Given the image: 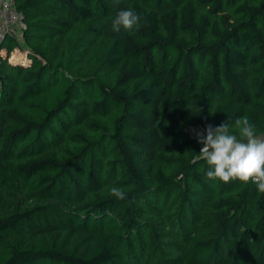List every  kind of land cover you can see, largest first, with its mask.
<instances>
[{
    "label": "trees",
    "instance_id": "1",
    "mask_svg": "<svg viewBox=\"0 0 264 264\" xmlns=\"http://www.w3.org/2000/svg\"><path fill=\"white\" fill-rule=\"evenodd\" d=\"M13 6L24 28L0 40V264H264V193L210 180L186 132H236L247 116L264 133V0ZM125 9L140 23L115 32Z\"/></svg>",
    "mask_w": 264,
    "mask_h": 264
},
{
    "label": "clouds",
    "instance_id": "2",
    "mask_svg": "<svg viewBox=\"0 0 264 264\" xmlns=\"http://www.w3.org/2000/svg\"><path fill=\"white\" fill-rule=\"evenodd\" d=\"M140 16L132 9L121 10L112 21V29L132 30L140 23ZM236 132L230 131L226 122L218 126H206L205 134L198 133L202 145L199 154L209 165L206 175L210 180L224 183L252 182L260 193H264V133H258L247 116L235 121ZM111 195L125 199L123 189L112 187Z\"/></svg>",
    "mask_w": 264,
    "mask_h": 264
},
{
    "label": "built area",
    "instance_id": "3",
    "mask_svg": "<svg viewBox=\"0 0 264 264\" xmlns=\"http://www.w3.org/2000/svg\"><path fill=\"white\" fill-rule=\"evenodd\" d=\"M23 28L22 14L14 8L13 0H0V40L5 35L19 39ZM193 130L186 128L188 134H196Z\"/></svg>",
    "mask_w": 264,
    "mask_h": 264
},
{
    "label": "rangeland",
    "instance_id": "4",
    "mask_svg": "<svg viewBox=\"0 0 264 264\" xmlns=\"http://www.w3.org/2000/svg\"><path fill=\"white\" fill-rule=\"evenodd\" d=\"M19 52L22 54L21 51H19ZM19 52H18V50L16 51V49L11 50V51L8 53V58H7V59L10 60V57H11L12 55H13L14 57H21L22 55H21ZM19 54H20V55H19ZM12 60H13V62H17L15 58H13ZM193 131H194L195 133H199V130H195V129H194Z\"/></svg>",
    "mask_w": 264,
    "mask_h": 264
}]
</instances>
